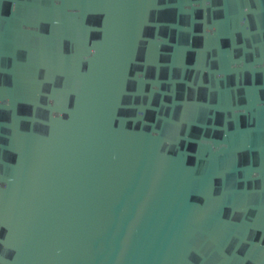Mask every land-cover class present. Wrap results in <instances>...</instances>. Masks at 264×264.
Segmentation results:
<instances>
[{
  "label": "water",
  "instance_id": "obj_1",
  "mask_svg": "<svg viewBox=\"0 0 264 264\" xmlns=\"http://www.w3.org/2000/svg\"><path fill=\"white\" fill-rule=\"evenodd\" d=\"M0 264H264V0H0Z\"/></svg>",
  "mask_w": 264,
  "mask_h": 264
}]
</instances>
